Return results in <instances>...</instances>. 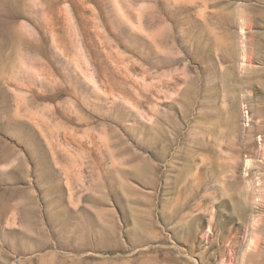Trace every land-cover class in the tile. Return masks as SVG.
I'll return each mask as SVG.
<instances>
[{
    "label": "rangeland",
    "instance_id": "obj_1",
    "mask_svg": "<svg viewBox=\"0 0 264 264\" xmlns=\"http://www.w3.org/2000/svg\"><path fill=\"white\" fill-rule=\"evenodd\" d=\"M264 219V0H0V264H245Z\"/></svg>",
    "mask_w": 264,
    "mask_h": 264
},
{
    "label": "bare ground",
    "instance_id": "obj_2",
    "mask_svg": "<svg viewBox=\"0 0 264 264\" xmlns=\"http://www.w3.org/2000/svg\"><path fill=\"white\" fill-rule=\"evenodd\" d=\"M264 228V219H259L257 223H253L250 227L252 233L250 237H253L254 234L259 233ZM262 247V242L260 239L250 242L249 252L247 253V259L245 264H264V251Z\"/></svg>",
    "mask_w": 264,
    "mask_h": 264
}]
</instances>
